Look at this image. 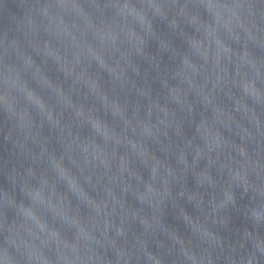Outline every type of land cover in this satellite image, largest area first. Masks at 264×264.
Here are the masks:
<instances>
[{"label":"water","instance_id":"1","mask_svg":"<svg viewBox=\"0 0 264 264\" xmlns=\"http://www.w3.org/2000/svg\"><path fill=\"white\" fill-rule=\"evenodd\" d=\"M0 264H264V0H0Z\"/></svg>","mask_w":264,"mask_h":264}]
</instances>
